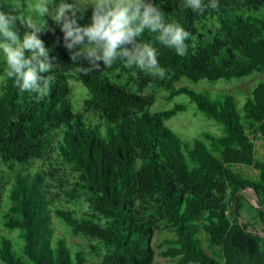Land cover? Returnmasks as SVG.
Returning <instances> with one entry per match:
<instances>
[{"label": "trees", "instance_id": "trees-1", "mask_svg": "<svg viewBox=\"0 0 264 264\" xmlns=\"http://www.w3.org/2000/svg\"><path fill=\"white\" fill-rule=\"evenodd\" d=\"M151 2L166 22L196 37L195 54L189 47L183 57L159 45L156 33L145 30L138 38L157 49L165 78L119 61L84 75L70 61L57 26L38 34L56 58L50 94L37 100L11 80L1 84L0 212L7 198L1 224L18 229L23 244L16 250L0 233V264H89L82 250L55 235L52 217L71 236L98 242L96 264H152L157 217L172 230L164 255L173 264H264L261 238L237 216L249 202L243 193H252L264 221V160L256 156L254 142L264 139V79L242 111L228 92L177 85L182 79L264 72V0H218V10L200 16L181 9L179 0ZM0 11L16 15L7 0H0ZM90 15L89 7L78 23L87 24ZM14 31L20 36L31 29L16 20ZM71 81L83 87L82 109L91 115L73 110ZM146 88L167 91L160 95L164 100L185 94L220 133L183 137L165 121L185 105L153 111L156 97L142 93ZM94 117L105 131L93 124ZM240 165L253 167L257 176L236 169Z\"/></svg>", "mask_w": 264, "mask_h": 264}, {"label": "clouds", "instance_id": "clouds-1", "mask_svg": "<svg viewBox=\"0 0 264 264\" xmlns=\"http://www.w3.org/2000/svg\"><path fill=\"white\" fill-rule=\"evenodd\" d=\"M55 0H33L32 13L50 15L62 33V46L69 59L78 65L84 75L112 68L118 61L126 67H135L144 74L163 79L166 70L157 59V49L148 43L138 42L145 30L156 33V42L185 56L189 47L196 50V37L177 23L166 22L163 11L151 0H73L52 7ZM181 9H189L197 16L218 10V0H179ZM91 8L90 20L81 25L79 20ZM51 8V11H50ZM16 15L0 11V57L3 72L0 84L11 80L20 93H34L44 100L51 92L55 57L39 38L45 24L37 26L29 17L23 21L31 31L21 39L14 31ZM191 41V44L189 43ZM26 52L28 53L26 55ZM86 61L87 66H82ZM43 73H50L42 75Z\"/></svg>", "mask_w": 264, "mask_h": 264}, {"label": "rangeland", "instance_id": "rangeland-1", "mask_svg": "<svg viewBox=\"0 0 264 264\" xmlns=\"http://www.w3.org/2000/svg\"><path fill=\"white\" fill-rule=\"evenodd\" d=\"M11 4V11L17 15L18 23L21 27L25 28L26 25L23 24V21L28 19L29 17L32 19L34 23L37 25L45 24V27L48 29H54L58 25L51 19L50 15H45L44 17L34 14L30 11L29 5L33 3V0H25V4L20 0H7ZM71 0L70 3H72ZM60 2H55L52 7H55ZM51 11V8H50ZM52 20V22L50 21ZM22 33L19 37L22 39ZM3 58H0V75H2L4 64ZM128 78V77H126ZM264 79V72L262 73H253L244 77H233L230 79L219 78L214 81H208L205 79L194 82L188 79H182V81L178 82L177 85H186L187 87L193 89H206L213 92V95H217L219 92H228L233 95L235 102L237 104V108L239 111H242V104L247 96L250 95L252 88L256 85V83ZM72 85V93L70 96L71 104L74 111H81L85 116H89L92 113L85 112L82 109V99L84 97V89L79 82L71 81ZM1 86V84H0ZM154 92L155 101L151 105V110L156 111L160 109H166L172 107L174 104H184L185 109L177 112L174 116L167 119L165 124L170 127L175 132L179 133L185 138L189 140H193L198 137L202 132H211L213 134L220 133L217 128V125L212 119H208L204 114L195 112V106L191 103L188 97L185 94H178L174 96L171 100H164L160 98V95L165 94L167 91L161 89H143L142 93L148 94ZM94 125H101L102 131H105V126L103 122H101L97 118H91ZM255 150L256 156L264 160V139L257 138L255 139ZM38 164H41L42 161H37ZM236 169L240 170L247 176L251 178H255L257 176V170L253 167L240 165L236 166ZM6 197H4L2 209L0 212V233L4 234L8 238L13 241L14 248L18 250V246L23 244V239L19 236L18 229H5L2 226L3 214L2 212L5 210L6 205ZM249 206H246L248 208ZM155 220V232L152 238V246L154 248L155 254L152 264H173L174 259L165 256L164 252L168 247L167 240L173 238V233L170 228V225L167 221H165L161 217H157ZM52 222L54 225L55 235L64 237L69 245L73 246L74 249H80L84 252L86 258L88 259L89 264H96L100 257L101 248L97 241L80 236H71L67 231L66 227L59 222V220L55 217H52ZM201 239H204L203 234L201 235ZM93 245L94 248L91 249L90 246ZM193 264V263H190Z\"/></svg>", "mask_w": 264, "mask_h": 264}, {"label": "crops", "instance_id": "crops-1", "mask_svg": "<svg viewBox=\"0 0 264 264\" xmlns=\"http://www.w3.org/2000/svg\"><path fill=\"white\" fill-rule=\"evenodd\" d=\"M243 194L249 200V202L239 208L237 215L238 220L239 222L246 224L247 227L254 233L258 234L264 246V221L256 209L258 206L254 201V196L252 193ZM246 206L249 207L246 208Z\"/></svg>", "mask_w": 264, "mask_h": 264}, {"label": "water", "instance_id": "water-1", "mask_svg": "<svg viewBox=\"0 0 264 264\" xmlns=\"http://www.w3.org/2000/svg\"><path fill=\"white\" fill-rule=\"evenodd\" d=\"M254 234H256V233H254Z\"/></svg>", "mask_w": 264, "mask_h": 264}]
</instances>
